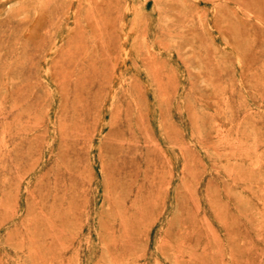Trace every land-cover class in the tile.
Wrapping results in <instances>:
<instances>
[{"label":"rangeland","instance_id":"obj_1","mask_svg":"<svg viewBox=\"0 0 264 264\" xmlns=\"http://www.w3.org/2000/svg\"><path fill=\"white\" fill-rule=\"evenodd\" d=\"M0 264H264V0H0Z\"/></svg>","mask_w":264,"mask_h":264}]
</instances>
